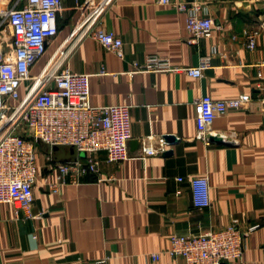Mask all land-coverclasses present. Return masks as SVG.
Returning a JSON list of instances; mask_svg holds the SVG:
<instances>
[{
	"label": "crops",
	"instance_id": "0c3cea01",
	"mask_svg": "<svg viewBox=\"0 0 264 264\" xmlns=\"http://www.w3.org/2000/svg\"><path fill=\"white\" fill-rule=\"evenodd\" d=\"M201 2L215 23L212 36L197 43L188 41L186 13L172 5L114 0L101 24L121 36L123 55L90 36L72 46L63 68L91 73L92 103L131 104L132 158L110 162L99 151L98 173L69 177L59 194L49 189L58 170L44 158L34 185L33 217L0 204V264H98L105 258L108 264H186L167 252L171 236L229 224L243 231L258 225L247 236L244 261L264 264V104L254 99L215 118L209 136L223 137L226 144L198 138L194 112L205 94L264 95V7L247 0ZM89 12L65 0L60 31L33 73L46 70L67 49ZM245 29L258 34L254 48ZM148 55L169 57L180 69L134 72L133 62L143 63ZM208 55L202 77L186 73ZM167 135L178 142H167ZM162 144L164 151L145 154L147 147ZM54 156L64 161L77 153L58 147ZM201 174L211 185V204L204 208L194 206L191 182Z\"/></svg>",
	"mask_w": 264,
	"mask_h": 264
},
{
	"label": "built area",
	"instance_id": "2783aa9c",
	"mask_svg": "<svg viewBox=\"0 0 264 264\" xmlns=\"http://www.w3.org/2000/svg\"><path fill=\"white\" fill-rule=\"evenodd\" d=\"M74 8L89 10L74 41L51 66L39 73L33 67L46 55L50 41L59 31V17L65 0H0V204H12L16 215L33 217L34 185L40 169L37 144L49 150L46 163L53 173L49 189L61 193L69 177L95 175L99 161L95 154L105 151L107 160L121 162L132 158L131 104L96 105L91 101V73L74 72L64 61L72 46L83 36H90L105 48L123 55V40L113 30H105L101 17L114 0H73ZM170 4L186 13L188 41L211 37L214 19L201 0H155ZM264 7V0H247ZM250 48L257 45L258 34L245 29ZM211 56H203L197 66L185 68L190 76L202 77L210 66ZM63 68V69H62ZM169 57L148 55L143 63L133 62L134 72L179 71ZM24 88L25 94H22ZM254 99L264 104V95L249 93L235 97L201 96L194 103L197 137L211 142L209 133L215 118ZM55 147L73 148L75 158L55 160ZM165 150L149 146L145 154ZM85 152V157L80 155ZM179 180H182L181 178ZM193 204L204 208L211 204V185L206 174L192 178ZM257 224L241 230L235 224L208 229L199 234L173 235L167 252L184 258L186 264H245L247 236ZM155 253L153 256H157ZM108 264L107 258L97 261Z\"/></svg>",
	"mask_w": 264,
	"mask_h": 264
},
{
	"label": "water",
	"instance_id": "95a60500",
	"mask_svg": "<svg viewBox=\"0 0 264 264\" xmlns=\"http://www.w3.org/2000/svg\"><path fill=\"white\" fill-rule=\"evenodd\" d=\"M263 25H264V21H263ZM165 138H166L167 142H169L171 144H175V143L178 142V138H176L174 135H167V136H165ZM210 140L212 142H217L219 144H226V143H228V142H226V140L223 137H219V136H211L210 137ZM54 149L57 150L58 147H55ZM72 151L74 152L75 150L72 148ZM165 153L166 154H171L172 153V150H168ZM80 155L82 157H85L86 153L85 152H81ZM223 264H228V263H225L224 262Z\"/></svg>",
	"mask_w": 264,
	"mask_h": 264
},
{
	"label": "rangeland",
	"instance_id": "374dc122",
	"mask_svg": "<svg viewBox=\"0 0 264 264\" xmlns=\"http://www.w3.org/2000/svg\"><path fill=\"white\" fill-rule=\"evenodd\" d=\"M71 44L72 43H69L67 45V48L70 47ZM37 148H38V152H39V156H40V163H41V162H43L44 157L49 150V147L45 143L41 142V143L37 144Z\"/></svg>",
	"mask_w": 264,
	"mask_h": 264
}]
</instances>
